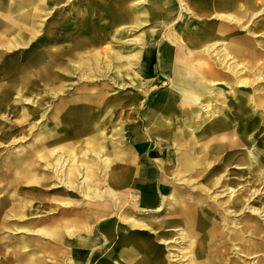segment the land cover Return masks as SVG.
Segmentation results:
<instances>
[{
	"label": "rangeland",
	"instance_id": "374dc122",
	"mask_svg": "<svg viewBox=\"0 0 264 264\" xmlns=\"http://www.w3.org/2000/svg\"><path fill=\"white\" fill-rule=\"evenodd\" d=\"M30 1L36 2L34 0H0V264H95L99 256H102L108 264H112L110 258H113L115 254H110L113 245L110 241H106L110 244L106 242V244H99L96 241L93 243V255L86 256V251L89 249L87 245L90 241L88 229L91 227H94L92 233L95 240H98V234L103 228L107 232H116L118 229L123 234L127 233V228L132 229L130 233H139L137 232L139 229L151 231L146 244L152 246V253H145L143 248L134 249L133 262L134 260H145L149 255L152 259L153 256H157V252L166 257L168 264L186 263L181 260V251L178 252L174 248L178 244L177 248L181 249V238L176 240L178 228H168L167 225L163 229L159 227V221L166 222L169 218L162 214L165 208L164 196L171 194L173 190L177 191L175 192L177 202L170 204L171 208L175 209V206L181 205L183 197L181 193L186 194L181 178L174 177L172 174L169 179L173 180L171 184L176 189L168 185L169 190L165 194L161 191L157 194V191L153 189V195L150 197L155 201L148 200V196L143 198L141 204L143 209L139 203V197L147 182H152L151 187L158 189L163 179L159 174L163 164H166L174 173L178 171L176 168H179L181 146L179 147L176 142L183 145L185 141L177 140L174 135L179 127L153 126L155 128L148 129L145 113L149 109L161 111L163 106L159 103L162 100L158 97L170 91L167 76L158 58L162 51H159L157 56V50L162 45L156 47V42L158 44L165 42L166 39L168 40L167 35L170 34L176 37V40L173 38L174 41L171 42L169 48H176L174 46L179 40L181 41V52L184 53L183 43L187 42L185 38H190L193 33L201 29L203 19L209 9L208 4L214 0H192V3L189 0H174L178 4L170 9L171 19L168 26L160 29L153 28L154 32L151 33L152 22H155V19L142 20L132 11L135 7L132 2L134 0H127L120 8H113V6L110 8L111 18L108 24V26L112 23V25L125 24L127 28L112 29L109 27L106 30L108 33L104 36L93 34L95 24L98 27L99 23H102L101 19H95V23L91 19L88 25L81 19L83 9L90 5L89 0H64L58 4H55V0H45L47 3H42L43 10L38 16H31L29 26H21L20 29L7 26L15 20L20 11L26 8L33 10L34 4ZM141 1L147 2L146 6H142L144 15L150 17L151 9L157 7V15L163 17L162 5L156 2L152 4L151 0ZM252 3L256 6V10H252L253 13L264 8V1L249 0V4ZM94 6L93 4L92 7ZM139 21L145 23L136 28ZM103 22H108V19H103ZM185 23L188 28H185ZM165 24L163 19L160 27ZM245 25L250 32H254L250 35V39L264 44V12L247 19ZM108 26L105 25V27ZM83 29L85 32L82 35ZM98 31L102 32L100 28ZM140 32L144 33L145 41H148L152 48L149 71H137V74L133 75V72H136L133 66V69H124L125 77L119 80L118 70L120 71V68L115 52L120 50L123 55L127 54L133 45L125 43L124 40ZM243 34L246 33L239 32V35ZM87 37L94 39L92 45L89 44L82 49L74 47L78 39ZM100 37L104 38L102 44H100ZM221 42V40L218 41V48H221L219 44ZM92 49L105 56L104 67L95 66L90 53ZM214 54L216 53L211 55L214 56ZM46 60L52 62L49 74L52 73L56 77L50 76L49 81L41 78L33 79L34 73L38 71V65ZM243 62L249 64L246 60ZM242 78L251 79L253 87L264 85V80L256 79L248 71H243L237 79L242 80ZM236 81L227 91L219 85L216 86L214 92L220 95L210 101L211 105L208 108L211 107L214 111L211 117L204 111H198L189 118L188 110L179 108L176 104L165 116L169 117L176 126H180L181 123L190 126L188 129H191L193 140L195 137L198 140L203 131H206L209 126L205 123L210 118L213 124L224 121L225 125L217 126L224 128L218 131H228L232 138L241 137L244 145L240 146V149L223 147L217 153L212 154L214 158L205 176L214 171H217V175L222 174L225 177L239 176L240 184L248 186L250 181L249 175L245 174L246 169L244 167L234 169L232 165L235 163L236 154L241 153L240 150L245 153L247 147L257 151L261 157V163H264V103L258 108L251 107V102L247 100L251 91L242 92L239 88L241 84ZM135 83L136 87L132 85ZM224 94L227 96L225 97ZM237 99L238 101L241 99L245 106L246 115L242 117L235 108L239 106ZM155 100L157 101L152 104L151 101ZM61 103L62 106H60ZM86 107H88L86 111L92 114V122L97 123L95 131L100 132L104 129L108 148L112 151L114 141L116 146L119 145L122 149L121 159L111 160L109 164L102 161L104 154H100V158L96 159L88 152L87 145L91 132L72 129L77 126L72 119L74 111L85 110ZM121 127L122 137L116 141L114 140L115 135H112L113 130ZM231 132L234 134L232 135ZM202 140L206 139L203 138L200 141ZM48 147L57 148L56 155L58 156L69 152L68 157L75 160L74 165L85 166L87 162H94L93 174L88 178L84 188L78 183L82 179L79 176L68 186L61 180L64 178V168L57 165L58 176L54 175L50 165L47 166L50 161L38 159L37 156L47 151ZM36 148H40L41 151L34 152ZM28 154L32 155L31 159L24 163V157ZM222 159L228 162L220 166ZM18 168L19 174L14 173ZM110 170L113 174L115 173L116 179L109 180L107 175ZM234 172L239 174L235 175ZM150 175L151 178L146 177ZM135 177L139 178L137 179L139 183L142 180L143 185L133 182L130 185L132 178ZM202 181L203 179L199 178L195 184ZM256 181H260L259 184L258 182L250 183V186L252 184L259 190L255 194H251L252 191L249 192L248 202L255 207L264 208V181L262 177ZM105 186H114L113 189L116 191L113 194L120 197L130 196L129 199H124L127 202L124 211L129 210L134 213L127 216V220L148 221L151 224L120 223L119 219L114 216L110 218L114 221L113 226L110 225L111 222L106 225L102 221L96 223L97 218L92 217L87 210L90 209L92 203L96 202V200L91 201L95 192L101 191L99 188L104 190ZM67 200H70V204L65 203L68 202ZM113 200L115 199L112 196L108 200L109 204L106 206L108 212L109 207L113 209ZM145 204L155 210H145ZM50 205L56 207L57 210L50 212ZM245 213L247 214L248 211ZM252 215L255 216V214ZM51 216L54 219L51 220ZM85 217L87 218L84 221ZM67 218L69 221L66 225L69 223V226L61 227V222ZM91 218L92 222H90ZM257 219L264 223V215L260 217L258 215ZM52 222L58 226L51 228ZM82 223L86 224L80 225ZM67 227L70 233L66 231ZM160 234L175 239L177 243L172 240L164 245L155 238V235ZM244 236L247 234L245 233ZM50 240L57 241V245L52 246ZM151 240H154V243ZM235 248L231 247L229 253L233 259L237 254ZM260 252L259 250L253 255L256 256ZM168 253H173L174 256L169 259ZM240 255L243 256L240 262L253 264L256 261L253 255H245L242 252ZM91 256L92 260H90ZM128 260L129 258H127V263Z\"/></svg>",
	"mask_w": 264,
	"mask_h": 264
},
{
	"label": "bare ground",
	"instance_id": "6f19581e",
	"mask_svg": "<svg viewBox=\"0 0 264 264\" xmlns=\"http://www.w3.org/2000/svg\"><path fill=\"white\" fill-rule=\"evenodd\" d=\"M34 1L36 2L30 1V3L34 4L33 10L26 8V10L20 11L16 15L15 20L11 21L7 26L17 29H20L21 26H29L31 16H38L43 10L42 3H47L45 0ZM207 4L205 5L207 6ZM208 5L209 9L208 11L206 10L207 13L203 19L201 29L193 33L190 38H185L187 42L183 43L184 53L177 48H169L161 52L159 58H166L167 60V66L163 67V69L167 76L166 80L169 82L170 92L168 96L164 94L159 96L160 100H162L159 104L163 106L161 111L149 109L145 114L148 129L155 128L153 126L182 127L178 128L174 135H176L177 140L181 139V141H185L183 145L176 142L179 147L181 146V155L178 162L179 168H176L178 171L174 173L166 164H163L159 171L160 177H163V179L158 189L154 188V190L157 191V194L158 191L164 194L167 193L169 190L168 185H172L171 183H173V180H170L169 176L172 177L173 174L174 177L181 178V183L186 189V194L185 192L181 193V197L183 196L181 198V205L175 206V209L171 208L170 204L172 205V202L176 201L177 196L175 192L177 191L173 190L171 194L164 196L165 208L162 214L167 215L169 218L166 222L159 221V227L163 229L167 225L169 226L168 228H178L177 231L179 232L176 233V240L181 238V249L177 248L178 244L174 248L178 252L181 251V260L186 261L184 264H248L240 262L241 257H243L240 253L255 255L259 250L261 251L260 253L256 256L253 255L256 257V261L253 264H264V223L259 222L257 219L258 215L259 217L264 215V208L255 207L250 204L251 202H248L249 192L252 191L251 194H255L259 190V188H255L252 184L255 182L259 184L260 181L256 180H259L261 177L262 181H264V163H261V157L258 152L248 147L246 149L247 153L245 152L246 154L243 153V150H240L241 153L236 154L235 163L232 165L234 169H238L237 167H244L246 169L245 174L249 175L250 181L248 186L240 184L239 176L231 175L225 177L222 174L217 175V171L205 176L208 173L206 170L209 169L211 160L214 158L211 155L217 153L223 147L231 149L243 147L242 138H232L228 131L219 132L218 130L224 127L217 126H223L225 122L213 124L212 118H210L205 123L209 126L206 128V131H203L198 140L196 137L193 140L192 137L194 136L190 131L191 129H188L190 126H186L185 123L176 126L171 122L169 117L166 118L165 116L171 107L176 104L177 107L188 110L189 118L193 117L198 111H204V113L209 114L208 116L211 117L214 111L212 110L213 108H208L211 105L210 101L220 95L214 92L216 86L218 87L219 85L223 90L227 91L233 87L232 84L236 80L241 84L239 88L242 92L251 91L247 99L251 102V107L258 108L264 103V85L253 87L251 79H237L243 71H248L256 79L264 80V44L260 41L251 40L250 35H253L254 32H250V29L245 27V21L264 12V8L253 13L252 10H256V6L254 3L249 4V0H242V2L241 0H214ZM155 6H157L156 3ZM157 16L159 18V27L164 17ZM142 23L144 21L137 22L136 28ZM155 24L157 25V23ZM154 27L156 28L155 25ZM186 27L188 28L185 23ZM151 32H154L153 29L150 30ZM239 32H245L246 34L239 35ZM144 36V33L140 32L134 37L130 36L127 40H124L125 43L133 45V48L127 54L123 55L120 50L115 52L116 61L120 68V71L118 70V74L120 73L118 76L119 80L121 77L123 79L125 77L124 69H133V66L136 68V72L134 71L133 75L137 74V71H149V60L152 56L151 45L148 44V41H145ZM219 40L222 41L219 43L221 48H218L219 45H217ZM166 41L172 42L173 38L171 39L170 37ZM93 42L94 39L91 37L78 39L74 47L82 49L84 46L92 45ZM251 47H254V49H251ZM90 53L95 66L97 68L104 67L103 59L105 56L98 52L96 53L95 49H92ZM212 53L216 54L212 56ZM244 60L248 61L249 64H244ZM51 63L49 60L41 62L38 65L37 73H34L33 79L41 78L49 81L50 76L55 78L56 76L52 75V73L51 75L49 74ZM108 65L110 66L111 64ZM26 76L29 77V75ZM132 85L136 87V83ZM237 102H239V106L234 107L239 116L242 117L246 115L245 106L241 102V99L240 101L237 99ZM62 105L61 103L60 106ZM53 106L56 108L55 105ZM87 109L88 107L85 110L74 111L72 119L77 126L72 127V129L91 132L87 145L89 148L88 152L95 156L96 159L100 158V154H104L102 158L104 163L109 164L111 160L117 161L123 155L122 149L119 148V145L116 146L114 141L112 151L108 148L106 144L107 135L104 129L100 132L95 131L97 123L92 122V114L86 111ZM234 113L236 112L234 111ZM223 114L225 115L224 111ZM121 131L122 127L113 130L112 135H115L114 140L121 139ZM231 133L232 135L234 134V132ZM203 138L206 140L200 141ZM51 147H48L47 151H43V154L41 153L40 156H37L38 159H48L50 164H47V166L50 165L54 175L57 174L58 176L59 169L57 165L60 168H64V178L61 180L68 186L73 181L75 182L76 177L78 178L79 176L82 179L78 183L84 188L88 178L93 174L94 162H87L85 166H81V164L74 165L75 160L68 157L69 152H65L63 156H58L56 155L57 148ZM37 150L41 151L40 148H36L34 152ZM31 156V154L26 155L23 162L29 161ZM227 162L228 160L222 159L220 166ZM18 172L19 168L14 173ZM234 174L237 175L239 173L234 172ZM107 177L109 180L116 179L115 173L113 174L111 170L108 172ZM199 178L203 179V181L195 184ZM133 183L135 184L136 182ZM250 183H252L251 186ZM172 188L176 189L173 185ZM148 197V200L152 199L150 196ZM67 201L65 203L70 204V200ZM150 201H155V199ZM245 211H248V213L246 214ZM252 214H255V216ZM90 215L92 217L95 216L93 214ZM90 222H92V218ZM65 229L70 233L68 227ZM93 230L94 227L88 229L90 241L89 245H87L89 249L86 251V256L93 255V243H96V241L99 244H103L106 241L112 242L110 254L115 252L117 243L121 244V241L125 248V250H122L125 253L133 249L140 250L141 248L144 249L145 253H152L153 251L152 246H147L146 244L152 232L146 229H139L137 231L139 233H130L132 229L127 228V233L123 234L118 229L116 232H107L103 228L98 234V240L94 239ZM245 233L247 236H244ZM155 238L163 242L164 245L169 244L172 240L177 243L175 239L168 238L164 234L155 235ZM151 241L154 243V240ZM261 246L262 249H260ZM231 247H236L235 252L237 254L234 259L229 256ZM156 254L157 256H153L152 259H150L151 255H149L145 260H134V264H168L167 260H165L166 257L157 252ZM173 256V253H168L169 259ZM92 259L93 257L91 256L90 260ZM95 264L108 263L102 256H99Z\"/></svg>",
	"mask_w": 264,
	"mask_h": 264
},
{
	"label": "crops",
	"instance_id": "0c3cea01",
	"mask_svg": "<svg viewBox=\"0 0 264 264\" xmlns=\"http://www.w3.org/2000/svg\"><path fill=\"white\" fill-rule=\"evenodd\" d=\"M64 0H55V4L57 3H59V2H63ZM124 1H127V0H89V6H88V8H86V9H83V13H82V15H81V19H83V21H84V23L85 24H89V21L91 20V19H93V22L95 21V19L96 20H99V19H101L102 21V23H99V25H98V27H97V25L95 24V29H94V32H93V34H99L100 36H104V34H107L108 32H106V30H107V28H109V27H111L112 29H117V28H120V29H122L123 27L124 28H127V26L125 25V24H123V25H120V24H118V25H110V26H108V24L110 23V18H111V12H109V10H110V8L113 6V8H120L121 6H122V3L124 2ZM187 1V0H186ZM238 1H240V0H238ZM133 2V5L135 6L134 7V9H132V11L136 14V15H139L140 17H141V19L142 20H149V19H151V20H154L155 19V22L153 21L152 22V26H151V28L153 29V28H155L154 27V25L156 26V28L155 29H157V28H163V27H167L168 25L167 24H169V21H170V19H171V15H169L170 14V9L174 6V5H177L178 3H176L174 0H151V2H152V4H153V2H156L157 4H159V5H162L163 6V17H164V20H165V25H162V27H158V23H159V18H158V16H157V11H158V9H151V16L149 17V16H146V15H144L143 14V12H142V10H143V7L144 6H146V1L145 2H142L141 0H134V1H132ZM189 2L190 3H192V0H189ZM241 2H242V0H241ZM93 4L95 5L94 7H92L93 6ZM132 4V3H131ZM150 5H151V3H150ZM143 6V7H142ZM103 19L105 20V19H108V22H103ZM85 20H88L87 22L85 21ZM95 23V22H94ZM145 23V22H144ZM144 23H143V25H144ZM155 23H157V25L155 24ZM105 25H107L108 27H105ZM87 28V27H86ZM86 28H85V30H86ZM100 28L101 30H102V32H100V31H98V29ZM154 29V30H155ZM85 30L83 29L82 30V32H81V34L83 35L84 34V32H85ZM103 34V35H102ZM168 36V39L171 37V39L172 38H175V40H176V37H172V35H170V34H168L167 35ZM101 38V37H100ZM121 39V38H120ZM119 40V39H118ZM167 40V39H166ZM174 41V40H173ZM170 42V41H169ZM168 41H162L161 42V44L159 43L158 44V42H156V47H158L159 45H162L161 47H160V49H158L157 50V56L159 55V51H166V49H169V47H170V44H171V42L169 43ZM102 43H104V38H101V41H100V44H102ZM177 47V49H179V50H181V41H179L178 40V43H177V45H176ZM152 49V48H151ZM174 56V55H173ZM158 58H159V56H158ZM160 59V58H159ZM171 59H173V58H171ZM160 61H161V66L162 67H166L167 66V60H166V58H163V59H160ZM170 92V91H169ZM169 92H167V93H164V95H166V96H168V94H169ZM162 95V94H161ZM159 98V97H158ZM157 100H155V101H151L152 102V104L153 103H155ZM148 111V110H147ZM146 111V112H147ZM146 114V113H145ZM140 147H141V145H139ZM146 177H149V178H151L152 176L150 175V176H146ZM139 178H141V177H139ZM138 178V179H139ZM144 178V177H143ZM135 180H137V177H135V178H132V180H131V183H130V185L132 184V182H136V183H139V180L138 181H135ZM151 183L152 182H149V184L148 185H145V187L143 188V190H142V193H141V196L139 197V203H140V206H141V204H142V199L143 198H147V196H152L153 195V189L155 188V187H151L152 185H151ZM140 185H143V182L141 181L140 183H139ZM113 188H115L114 186H111V187H106L105 186V189L104 190H102L101 188H99V190H101V191H98V193H97V191L95 192V195L92 197V199H91V201L92 202H94L95 200H96V202L95 203H92V206H91V210L90 209H88L87 210V212L89 213V212H91L90 214H93V215H95V217L97 218V221H96V223L97 222H99V221H102L103 222V224H110V223H108V222H111V224L110 225H112L113 226V222L114 221H111L112 219H110V218H112L113 216L114 217H117L118 219H119V222L121 223H124V222H134V223H140V224H149L150 222H148V221H146V222H144V221H141V220H137V221H130V220H127V216H129V215H132L131 213H134V212H130L129 210L127 211V212H125L124 211V209L126 208L125 207V205L127 204V202L126 201H124V199L125 200H127V199H129L130 198V196L127 198V197H125V196H122V197H120L119 195H117V194H113V193H115V189H113ZM130 194V193H129ZM115 195H117V196H115ZM112 196V198L113 199H115V200H113V202H112V206H113V209H111L110 207H109V209H110V211L108 212V210H107V207L106 206H108L107 204H109V202H108V200H109V198ZM115 196V197H114ZM115 206V207H114ZM146 208H145V210H147V211H152V210H155V209H152V208H150L149 206H147L146 204L144 205ZM129 208V207H128ZM141 208L143 209V207L141 206ZM130 209V208H129ZM55 210H57V208L56 207H54V206H52V205H50V207H49V211L50 212H52V211H55ZM60 210H62V211H65V210H67V209H60ZM122 210H123V212H122ZM99 212V214H97ZM53 213V212H52ZM79 214V213H78ZM118 214V215H117ZM120 214V215H119ZM52 215V214H51ZM125 215V216H124ZM65 216V215H64ZM65 217H67V216H65ZM86 218L87 217H85V219H84V221L86 220ZM50 219L52 220V219H54L52 216L50 217ZM69 221V218H67L66 220H64V221H62L61 223V227H64V226H69V223L66 225V223ZM81 220H79V222H80ZM96 223H94V224H96ZM84 224H86V223H82V224H80V225H84ZM151 224V223H150ZM58 225L57 224H54L53 222L51 223V228H53V227H57ZM54 242V243H53ZM106 243H108V244H110V242H106ZM105 243V244H106ZM50 244L52 245V246H54V245H57V241H53V240H50ZM51 246V247H52ZM99 249H101V248H99ZM122 249H124L125 250V248H124V245H123V242L121 241V244H119V243H117V246H116V249H115V252L113 253V254H115V255H113V258H110L111 259V262H112V264H134V262H133V256H134V249L133 250H130V251H127V253H125V252H123V250ZM121 258V259H120ZM127 258H129V260H128V263H127ZM100 259V258H99ZM109 259V260H110Z\"/></svg>",
	"mask_w": 264,
	"mask_h": 264
}]
</instances>
